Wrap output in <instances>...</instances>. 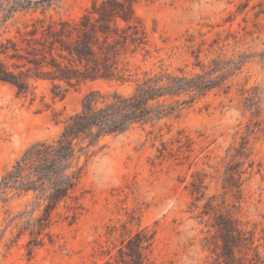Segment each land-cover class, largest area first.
<instances>
[{"label":"rangeland","instance_id":"rangeland-1","mask_svg":"<svg viewBox=\"0 0 264 264\" xmlns=\"http://www.w3.org/2000/svg\"><path fill=\"white\" fill-rule=\"evenodd\" d=\"M5 74L0 180L88 94L167 93L79 153L47 226L36 194L0 193V264H264V0H0Z\"/></svg>","mask_w":264,"mask_h":264},{"label":"trees","instance_id":"trees-1","mask_svg":"<svg viewBox=\"0 0 264 264\" xmlns=\"http://www.w3.org/2000/svg\"><path fill=\"white\" fill-rule=\"evenodd\" d=\"M84 37L90 55L93 56L95 52L91 47V34L84 32ZM97 78V72H88L84 76V79ZM0 79L22 88L8 74L0 76ZM172 80L177 82L178 89L189 85V80L185 78ZM160 81L159 77L146 78L137 84L135 92L129 96L100 92L88 94L81 111L63 122L57 139L29 147L2 176L0 193L12 189L19 193L36 194L38 199L46 202L39 220L44 221L41 226H47L55 209L71 198L83 176V168L77 162L79 153L98 144L105 137L122 135L136 125L147 124L152 121L155 112H163L162 106L153 107V103L167 93Z\"/></svg>","mask_w":264,"mask_h":264}]
</instances>
